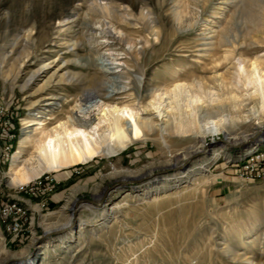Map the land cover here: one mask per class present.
Instances as JSON below:
<instances>
[{
	"label": "rangeland",
	"instance_id": "1",
	"mask_svg": "<svg viewBox=\"0 0 264 264\" xmlns=\"http://www.w3.org/2000/svg\"><path fill=\"white\" fill-rule=\"evenodd\" d=\"M90 1L0 0V101L9 105L17 129L10 156L4 163L0 158V200L4 194L13 192L14 185L9 183L6 171L20 137L37 126H26V120L34 119L35 112L43 110L42 103L48 101L37 100L50 94L62 97L55 100L58 106L54 105L42 117L34 119L42 120L47 127L55 125L56 119L69 109L61 106L62 99L67 100L80 87L89 85L92 70L87 73L80 66L85 56L96 63L100 54L103 55L114 76H119L121 82L128 83L126 88H130L125 94L116 95L115 101L129 103L140 115H143L141 104L152 99L157 87L171 88L173 83L184 79L188 70L210 80L213 75L218 78L217 73L231 75L234 64L245 67L249 58L264 61V0H96L101 4H119L121 10L126 9L132 14L134 23L126 29L117 24L115 27L107 25L112 35L121 36L126 31L134 40L120 45H113L100 33L101 17L95 16L89 21L91 30H81L80 24L88 23ZM146 18L154 21L156 30L151 33ZM255 18L260 21L259 31L252 25ZM216 29L226 35L227 31L230 35L237 33V37L241 36L238 41L245 36V41L249 39L250 42L246 41V48L235 47L214 74L209 54L199 57L193 51L191 56H186L183 49L186 45L196 49V45L206 43L207 37ZM80 31L92 36L81 38ZM224 48H219V55H223ZM51 60L61 67L60 73L77 76L76 81L69 84L62 80L49 89H40L38 78L28 88L21 87L31 70L41 62ZM214 85L220 93L218 82ZM234 90L239 96L237 101L247 97L248 90ZM32 101L37 102L31 105ZM100 102L96 98L90 107L93 117L100 113ZM252 118L235 119V130L253 131ZM157 134L152 133L151 139L133 141L111 156H95L86 163L53 171L59 172L64 181L44 215L34 217V236L22 241L11 240L0 226V246L3 247L0 264H13L12 260H6L8 255L25 247L29 255H36L37 264H264V179H242L236 170L240 158L253 149L264 147V138L248 150L246 145L235 146L227 156L221 153L203 171L208 175L219 174L220 178L205 185L196 184L202 174L193 172L185 181L168 186L155 185L158 186L155 192L133 190L132 187L140 182L117 188L115 179L106 176L113 169L142 167L164 159L170 152L190 143L189 139L176 134L167 144ZM222 136L216 135L214 140L207 136L205 141H210L211 146ZM210 146H205L206 152L195 159L208 158L207 148ZM28 153L23 151V157ZM73 168L79 173H74ZM95 188L101 191V196L96 199L91 195ZM74 189L75 201L89 199L96 202L107 189L98 205L78 202L77 205L87 203L92 207L82 212L84 224L78 232L81 209L77 208L72 216L71 209L64 208ZM103 208L107 210L104 217L100 214ZM68 219L74 230L72 236H67V229L44 233L42 223L56 225ZM47 239L50 242L46 247H38Z\"/></svg>",
	"mask_w": 264,
	"mask_h": 264
},
{
	"label": "bare ground",
	"instance_id": "2",
	"mask_svg": "<svg viewBox=\"0 0 264 264\" xmlns=\"http://www.w3.org/2000/svg\"><path fill=\"white\" fill-rule=\"evenodd\" d=\"M87 12L88 23L83 22L80 24L81 30L85 29L86 32L91 30L88 25L89 21H92L95 16L101 17L100 33L110 39L113 45H120L123 42L133 43V38L126 31H123L121 36H114L108 30L107 25L115 27L117 24L119 27L126 29L134 23L131 18L132 14L126 9L121 10L119 4L109 2L101 4L96 0H91L87 6ZM246 19L248 20V17ZM250 21L253 22L252 19ZM146 22L150 33L154 29L156 30L153 20L146 18ZM258 23L260 24V21L258 22L255 18L252 25L257 26L256 29H258ZM246 30L248 29L246 28ZM253 30H251V33H253ZM258 31L255 30V32ZM84 32H79L81 38L87 39L92 36ZM228 33L227 31L226 35L222 34L219 29L213 30L212 34L207 37L208 41L206 43L196 45V49H191L192 45H186L183 53L186 56H191L195 51L199 57L203 54H209V64L215 74L217 73V66L219 65V68H221L223 61L226 58L228 59V54L235 47L240 49L238 46L246 48L248 45L246 41L249 39L245 41L244 34L242 35L244 38L238 41L241 36L237 37V33L236 35ZM249 36L248 38L251 39V36ZM258 44L260 43L258 42ZM221 47H225L223 55H219V48ZM64 48L67 49V47ZM68 53H72V51ZM98 60L95 63L88 55L83 58V63H80V66L87 73L92 70L88 77L89 85L80 87L79 91L71 94L67 100L62 99L63 105L61 106L69 107V109L66 113L64 112V116L56 119L55 125L47 127L42 120L34 121V119L42 117V114L51 110L54 105L57 104L58 106L55 100L62 97L50 94L37 100L38 102L48 101L42 103L43 110L35 112L34 119L26 120V126L33 124L37 126L30 131H25L26 135L20 137L19 145L11 156L10 165L6 171V176L11 185L24 184L43 173L86 163L95 156H111L119 150L127 148L133 141L147 139L152 133L156 132L161 137L162 142L167 144L176 134L184 136L185 140L189 139L190 143L174 152H170L168 157L164 159L151 161L136 169H113L106 176L115 179L116 184H118L117 188L126 183L140 182L132 189H140L146 193L149 190L155 192L158 189V186H155L157 184L162 186L173 185L187 180L193 172H198L202 175L196 180V184L201 186L220 178L219 174L208 175L203 171L207 170L208 165L221 153L227 156L229 150L235 146L246 145L248 150L264 138V61L249 58V62L245 67L241 64H234L231 75L229 73H217L218 78L213 75V77H209L210 80H206L205 76L195 74L193 70H188L184 73L183 80H174L176 82L173 83L171 88L157 87V92L152 93V99L141 104L143 115H140L134 110L135 107L130 106L129 103L121 104L115 101L116 95L125 94L130 89L129 87L126 88L128 83H123L119 80V76H114V71L107 66V60L105 61L102 54H100ZM60 70L61 67L58 66L55 60L41 62L37 68L30 71L21 87L28 88L38 78L41 81L40 89H47L62 80L69 84L76 81L77 76L74 74L68 76L65 72L60 73ZM214 82H218L217 90L221 91L218 92L219 94L215 90L217 85L215 86ZM234 88H239L242 91L248 90L245 94L247 97L240 98L237 101L236 98H239V96ZM96 98L101 100V104L98 105L100 113L97 117H93L90 114V107L96 102ZM37 101H32L30 104L34 105L33 103ZM250 117H253V121L250 123L254 128L253 131L245 133L235 130V119ZM219 134L223 135L219 142H213L210 146V141L209 143L205 141L207 136L209 140H214V136ZM205 146H210L207 148L208 158L195 159L206 152ZM25 150L29 151L27 157L22 155ZM75 191L76 189L67 198L64 208H70L71 211L74 208L75 210L77 208L81 209L77 223L78 232L84 224L82 212L91 210L92 207L87 203L77 205L80 201H75ZM91 195L94 199L100 197V188L92 189ZM106 212L107 210L103 208L100 212L101 216L104 217ZM43 221L45 219L42 217ZM42 224L45 234L67 229V236L70 237L74 232L70 219L56 225L51 223ZM49 242L50 239H47L38 247H46ZM62 242L60 241V243ZM0 250H3L2 245ZM9 259L14 262L13 264H37L36 255H29L27 247L18 252L10 253L6 260Z\"/></svg>",
	"mask_w": 264,
	"mask_h": 264
},
{
	"label": "built area",
	"instance_id": "3",
	"mask_svg": "<svg viewBox=\"0 0 264 264\" xmlns=\"http://www.w3.org/2000/svg\"><path fill=\"white\" fill-rule=\"evenodd\" d=\"M8 106L6 102L0 101V158L3 159L10 156V141L15 137L12 113ZM236 170L242 179H264V147L253 149L240 158ZM72 171L79 173L77 168ZM58 174L43 173L27 183L14 186L13 192L1 197L0 226L11 240L22 241L34 236V217L44 214L57 188L64 181V177Z\"/></svg>",
	"mask_w": 264,
	"mask_h": 264
},
{
	"label": "water",
	"instance_id": "4",
	"mask_svg": "<svg viewBox=\"0 0 264 264\" xmlns=\"http://www.w3.org/2000/svg\"><path fill=\"white\" fill-rule=\"evenodd\" d=\"M113 186V185H112ZM111 186V187H112ZM106 191H107V189L103 192V196L105 195V193H106ZM103 196L99 199V201L98 202H94V201H92V200H89V199H77V201H85V202H91L92 204H95V205H98V204H100L101 202L100 201H102L103 200ZM76 205V204H75ZM72 216H74L75 214H76V210H75V208L74 209H72Z\"/></svg>",
	"mask_w": 264,
	"mask_h": 264
},
{
	"label": "trees",
	"instance_id": "5",
	"mask_svg": "<svg viewBox=\"0 0 264 264\" xmlns=\"http://www.w3.org/2000/svg\"><path fill=\"white\" fill-rule=\"evenodd\" d=\"M13 126H14V129H13L14 133H17L16 125L13 124ZM15 140H16V137H14V138L10 141L11 151H12V149L14 148ZM6 160H7V159H4L2 162L4 163ZM50 204H51V203H50ZM50 204H49V205H50Z\"/></svg>",
	"mask_w": 264,
	"mask_h": 264
},
{
	"label": "crops",
	"instance_id": "6",
	"mask_svg": "<svg viewBox=\"0 0 264 264\" xmlns=\"http://www.w3.org/2000/svg\"><path fill=\"white\" fill-rule=\"evenodd\" d=\"M55 196V195H54ZM54 196H53V198H54Z\"/></svg>",
	"mask_w": 264,
	"mask_h": 264
}]
</instances>
